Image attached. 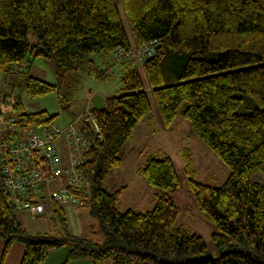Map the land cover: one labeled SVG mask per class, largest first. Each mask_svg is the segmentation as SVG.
Wrapping results in <instances>:
<instances>
[{"label": "trees", "instance_id": "trees-1", "mask_svg": "<svg viewBox=\"0 0 264 264\" xmlns=\"http://www.w3.org/2000/svg\"><path fill=\"white\" fill-rule=\"evenodd\" d=\"M121 3L133 47L115 0H0V72L15 74L28 56L54 66L55 84L29 76L27 96L55 92L62 110L75 119L70 105L84 77L103 80L113 68L119 69L121 82L120 92L106 97L102 110L91 107L100 138L84 128L90 145L77 168L91 185L90 202L83 208L97 222L102 240L71 234L64 208L48 214L57 235L30 233L17 219L0 173L1 262L13 243H19V264H43L50 251L66 246L70 249L62 264L79 259L92 264H216L203 238L177 224L179 209L171 194L180 183L169 156L150 155L137 170L156 190L151 210L120 212L117 205L125 188L105 189L106 179L121 164L123 147L151 115V92L164 128L174 124L183 105L180 117L229 168L223 185L202 183L194 178L184 151L187 186L200 215L213 225L210 241L218 261L264 264V181L251 180L254 173L264 177V0ZM153 42L159 49L140 64L145 82L134 59L112 58L115 49L133 51ZM100 64L106 68L99 69ZM244 102L254 107L239 113ZM20 109L14 100L11 112ZM54 118L45 111L20 113L15 123L25 129L52 124Z\"/></svg>", "mask_w": 264, "mask_h": 264}, {"label": "rangeland", "instance_id": "rangeland-1", "mask_svg": "<svg viewBox=\"0 0 264 264\" xmlns=\"http://www.w3.org/2000/svg\"><path fill=\"white\" fill-rule=\"evenodd\" d=\"M115 3L128 42L130 46L133 47V36L121 0H115ZM28 41L30 43L35 42V36L32 33L28 35ZM91 58L98 61V63L100 62L97 55H92ZM133 59L137 63V68L143 82H145L146 77L139 61L135 58ZM104 68L106 67L103 64L99 65V69ZM108 72L109 76L103 80H97L94 77H84L82 79L80 88L75 93L70 105L72 112L77 113L82 110L88 93H101L105 97H111L120 92L121 82L119 69L113 70V68H110ZM5 76L6 74L4 72H0V119L7 117L15 120L20 113H38L45 111L51 115H55L52 124L56 127L63 128L73 120V118L60 107L55 92H50L36 98L27 96L25 92L24 85L29 76L49 84H55L54 66L50 60L28 56L24 63V67L20 68L15 74L8 75L7 79ZM2 78L3 81L1 80ZM147 95L151 104V115L145 117L138 124L132 137L123 147L120 154L121 164L114 169L106 179L104 184L105 189L108 192H115L121 187L125 188L117 205V209L120 212L127 210L138 212L151 210L155 201L154 199H150V196L156 190L145 183L143 178L137 174V170L144 164L148 156L153 155L161 157L163 153L166 154L174 164L180 183L179 188L171 194L174 204L179 209L177 224L182 226L189 234L194 233L200 235L205 241L210 254L216 259L215 263L221 264L218 261V255L210 241L213 225L202 218L187 186V174L184 171V159L186 158H183L184 151L189 153L188 157H190L191 160L190 169L194 178L202 183L215 187L223 185L230 173L229 168L194 135L188 122L180 117L183 105L178 109V116L174 124L169 129H166L162 126L151 92H147ZM4 96H6V100L3 101L2 97ZM11 100L19 102L21 106L20 111L11 112ZM88 107L91 106L86 105L84 109ZM253 107L254 105L252 103L247 104L244 102V104L238 108V112L246 113ZM56 145L62 164L66 165L68 163V151L61 140L57 141ZM251 180L262 183L264 177L261 173H254L251 175ZM87 211L86 208L80 206L65 207L64 213L68 229L73 235L86 236L93 239L95 242H100L102 240V235L97 233V222L90 218ZM17 219L30 233L57 235L58 229H54L50 226L48 214L40 217H33L28 211H18ZM92 225L93 228H91ZM92 229L95 230L92 231ZM3 245V242L0 241V255ZM17 247L23 249L21 244L13 243L5 264H14L15 256L17 259ZM60 249V251L68 252L70 247L66 246ZM100 264H110V261H105Z\"/></svg>", "mask_w": 264, "mask_h": 264}, {"label": "built area", "instance_id": "built-area-1", "mask_svg": "<svg viewBox=\"0 0 264 264\" xmlns=\"http://www.w3.org/2000/svg\"><path fill=\"white\" fill-rule=\"evenodd\" d=\"M156 42L125 51L115 49L117 61L135 58L140 64L154 56ZM13 102V101H12ZM91 107L65 127L44 124L21 128L16 119H0V173L3 187L18 211L33 217L45 216L57 208L85 207L91 199V185L78 173L90 145L84 128L100 138L98 123ZM61 140L68 151L63 165L56 141Z\"/></svg>", "mask_w": 264, "mask_h": 264}, {"label": "crops", "instance_id": "crops-1", "mask_svg": "<svg viewBox=\"0 0 264 264\" xmlns=\"http://www.w3.org/2000/svg\"><path fill=\"white\" fill-rule=\"evenodd\" d=\"M5 77H6V79L8 78L7 75ZM1 80L3 81V78ZM94 95H101V97L103 99L106 98L101 93H96V94H93V93L92 94H89L88 93L82 110H80L77 113L73 112V114H74L75 117H78L80 115V113L83 111V109H84V107L86 105L92 106V104H91V97L94 96ZM2 99H3V101L6 100V96L2 97ZM12 101H14V100H11V102ZM71 111H72V109H71ZM0 112H1V110H0ZM1 119H3V118H1ZM57 141H59V140H57ZM57 141H56V143H57ZM63 159H64V157H63ZM61 162H62V160H61ZM155 192L156 191H154V193L150 196V199H154ZM60 250L61 249H57V250L50 251L49 254H48V256H47V259L45 260V262L43 264H62L63 261H64V259H65V257H66L67 252L66 251H60ZM22 252H23V249H21L20 247H17V259H16V256H15L14 264H19V260H20V257L22 255ZM9 253H10V251H9ZM8 256H9V254H8ZM8 256L6 257V259L4 261L1 262V260H0V264H5L6 260L8 259ZM84 260H88V259L74 260V261L69 262V264H92L91 262H89L90 260L89 261H84Z\"/></svg>", "mask_w": 264, "mask_h": 264}, {"label": "water", "instance_id": "water-1", "mask_svg": "<svg viewBox=\"0 0 264 264\" xmlns=\"http://www.w3.org/2000/svg\"><path fill=\"white\" fill-rule=\"evenodd\" d=\"M156 49H159V45L155 46ZM92 109L95 111H100L104 106V99L99 95H94L91 97Z\"/></svg>", "mask_w": 264, "mask_h": 264}]
</instances>
